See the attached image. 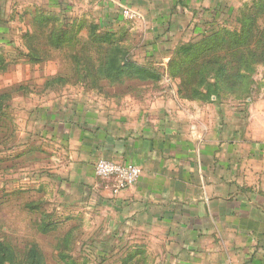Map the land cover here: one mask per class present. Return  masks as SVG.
Instances as JSON below:
<instances>
[{"label":"rangeland","instance_id":"374dc122","mask_svg":"<svg viewBox=\"0 0 264 264\" xmlns=\"http://www.w3.org/2000/svg\"><path fill=\"white\" fill-rule=\"evenodd\" d=\"M87 1L0 0V264L167 258L113 210L61 195L59 147L39 130L51 109L77 104L123 136L264 116V0H228L208 34L192 25L166 39L135 20L109 29Z\"/></svg>","mask_w":264,"mask_h":264},{"label":"crops","instance_id":"0c3cea01","mask_svg":"<svg viewBox=\"0 0 264 264\" xmlns=\"http://www.w3.org/2000/svg\"><path fill=\"white\" fill-rule=\"evenodd\" d=\"M88 1L98 2L92 16L106 18L109 29L130 9L143 31L166 39L192 25L209 33L228 0ZM44 119L41 137L59 147L50 173L65 199L104 205L151 233L167 246L165 264H264V116L235 127L127 136L70 102ZM101 159L134 164L140 177L118 191L113 180L95 176Z\"/></svg>","mask_w":264,"mask_h":264},{"label":"built area","instance_id":"2783aa9c","mask_svg":"<svg viewBox=\"0 0 264 264\" xmlns=\"http://www.w3.org/2000/svg\"><path fill=\"white\" fill-rule=\"evenodd\" d=\"M121 16L125 20H135L138 14L130 9H124ZM94 174L101 179L113 180L116 190H125L132 187L140 177L141 170L130 163H115L107 160H98L94 165Z\"/></svg>","mask_w":264,"mask_h":264},{"label":"trees","instance_id":"16d2710c","mask_svg":"<svg viewBox=\"0 0 264 264\" xmlns=\"http://www.w3.org/2000/svg\"><path fill=\"white\" fill-rule=\"evenodd\" d=\"M208 34V33H207Z\"/></svg>","mask_w":264,"mask_h":264}]
</instances>
